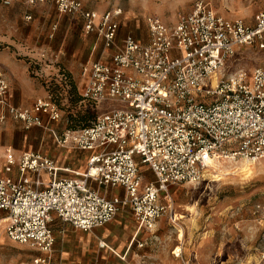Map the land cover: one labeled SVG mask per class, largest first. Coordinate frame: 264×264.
<instances>
[{"label":"built area","instance_id":"built-area-1","mask_svg":"<svg viewBox=\"0 0 264 264\" xmlns=\"http://www.w3.org/2000/svg\"><path fill=\"white\" fill-rule=\"evenodd\" d=\"M25 2H51L59 14L79 17L86 34L102 39L101 57L83 69L81 96L96 107L114 105L88 126L59 135L50 130L58 145L91 151L82 171L59 176L55 161L40 150L4 151L0 223L8 239L36 251L19 264H66L54 255L55 216L87 232L127 210L139 226L153 231L160 218L172 214L170 186L200 181L218 160L264 158V67L224 73L236 47H264V8L247 23L224 17L208 0H196L174 24L145 16L147 38L141 41L130 34L117 38L118 7L99 12L81 0ZM58 117L49 94L30 107L10 103L0 74V122L11 118L25 129L46 128ZM14 168L16 177L9 175ZM95 185L121 186L125 195L108 198Z\"/></svg>","mask_w":264,"mask_h":264},{"label":"rangeland","instance_id":"rangeland-1","mask_svg":"<svg viewBox=\"0 0 264 264\" xmlns=\"http://www.w3.org/2000/svg\"><path fill=\"white\" fill-rule=\"evenodd\" d=\"M25 1L0 0V74L8 83V94L12 91L25 107L49 94L59 117L46 128L34 125L25 129L11 118L0 122V175H4L6 148L19 151L16 154L40 150L55 161L62 153L57 154L59 147L50 130L59 135L79 129L114 105L104 102L86 109L80 97L83 69L103 51L97 35L86 34L75 17L60 15L49 2L29 6ZM195 1L81 0L99 12L120 8V28L141 40L146 39L145 16L155 15L174 24ZM208 3L224 17L242 18L247 23L264 8V0ZM26 14L31 17L27 19ZM256 66L264 67V47L241 45L226 62L224 73L239 68L250 73ZM240 160L212 162L200 181L170 186L167 198L172 214L160 218L153 231L136 225L129 211H120L111 223L122 217L132 221L137 230L129 238L114 237L104 248L96 241L88 252L80 254L79 231L68 223L55 222L52 230L57 253L63 247L67 251L64 259L72 264H264V158L249 160L247 171L239 168ZM141 170L146 179H153L145 167ZM3 225L0 223V264H19L36 255L32 248L8 239Z\"/></svg>","mask_w":264,"mask_h":264},{"label":"crops","instance_id":"crops-1","mask_svg":"<svg viewBox=\"0 0 264 264\" xmlns=\"http://www.w3.org/2000/svg\"><path fill=\"white\" fill-rule=\"evenodd\" d=\"M49 3H51V2H49ZM52 5L54 6V4H52ZM60 15H62V14H60ZM73 17L76 18L77 23L82 28V20L79 17H76V16H73ZM82 30H83V28H82ZM92 35L96 36V34H94V33H92ZM123 35H124L123 29L119 28L117 38L120 39ZM97 37H98L97 39L101 43V48H102V46H103L102 45V39L98 35H97ZM146 38H147V33H146ZM139 40H141V39H139ZM145 40L142 39L141 41H145ZM82 85H83V82H82ZM8 100L10 101V103H12L16 106L25 107L21 104V99L19 97H17V98L13 97L12 91L8 94ZM58 147L59 148H56L57 154L62 153V155L60 154L61 158L55 160L56 165L60 168V170L58 172L59 176L69 175L73 171L84 170V168L86 166L87 159H88L89 155L91 154V151L80 150L77 148H73L70 145H67V146L58 145ZM6 149H8V148H6ZM9 149H11L14 153L16 151L15 149H12L10 147H9ZM16 152H19V151H16ZM63 168H67L68 171H64ZM0 173H2V172H0ZM9 175L16 177L17 176L16 168H14L13 172L9 173ZM42 178L46 182L49 181V176L45 173L42 174ZM95 187H98L99 190H100V188H103L102 193L108 198H111L114 196L122 197L125 195L124 188L121 186L102 187V186H96L95 185ZM55 222L56 223L57 222L62 223L63 221H61L59 218H57L55 216L53 218L52 223H51V227L55 224ZM136 225H137V223H136ZM134 229H135V224L132 221H129L127 219H123L122 217H119L117 220L114 221V223H111V222L107 223V224L100 226V227H97L91 231L85 232V231H81V230L76 229V231H79V233L76 234L77 239H78L77 244H78V246L81 247V250L79 252H80V254H85L86 252H88L90 250V247L96 243V241L98 242L99 248H104V246L101 247L99 245V243H104V245H105L107 242L111 241L114 237H119L121 235H126L129 238V236L131 234H133V233L135 234L137 229L136 230H134ZM59 249H60V254L57 253V250H56L55 244H54L55 258L57 260L62 261L63 263L72 264V263H68L65 260L66 258L64 259V256L67 253V251L63 247H60Z\"/></svg>","mask_w":264,"mask_h":264},{"label":"bare ground","instance_id":"bare-ground-1","mask_svg":"<svg viewBox=\"0 0 264 264\" xmlns=\"http://www.w3.org/2000/svg\"><path fill=\"white\" fill-rule=\"evenodd\" d=\"M240 161H242V163L240 164V167H239L241 170H246L247 171L248 169H250L249 167L251 166L250 165L251 162L249 160L242 159ZM217 180H220V178H218Z\"/></svg>","mask_w":264,"mask_h":264},{"label":"trees","instance_id":"trees-1","mask_svg":"<svg viewBox=\"0 0 264 264\" xmlns=\"http://www.w3.org/2000/svg\"><path fill=\"white\" fill-rule=\"evenodd\" d=\"M80 97H81V99H82V96H81V93H80ZM83 100V99H82ZM84 101V100H83ZM85 102V101H84ZM85 104H86V109L87 108H90V109H93L94 108V105H90L88 102H85ZM91 122H89L88 124H86V125H84V126H82V127H85V126H88L89 124H90ZM82 127H80V128H82ZM74 130V129H73Z\"/></svg>","mask_w":264,"mask_h":264}]
</instances>
